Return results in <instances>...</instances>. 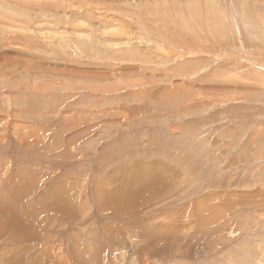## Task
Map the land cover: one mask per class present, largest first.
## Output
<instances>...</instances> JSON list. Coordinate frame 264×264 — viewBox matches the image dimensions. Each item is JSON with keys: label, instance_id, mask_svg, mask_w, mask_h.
<instances>
[{"label": "rangeland", "instance_id": "obj_1", "mask_svg": "<svg viewBox=\"0 0 264 264\" xmlns=\"http://www.w3.org/2000/svg\"><path fill=\"white\" fill-rule=\"evenodd\" d=\"M0 264H264V0H0Z\"/></svg>", "mask_w": 264, "mask_h": 264}]
</instances>
